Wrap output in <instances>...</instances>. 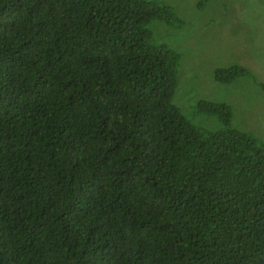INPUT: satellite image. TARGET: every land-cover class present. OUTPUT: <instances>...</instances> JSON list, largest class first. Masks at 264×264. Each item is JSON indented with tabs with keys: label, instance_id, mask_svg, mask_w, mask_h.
Listing matches in <instances>:
<instances>
[{
	"label": "trees",
	"instance_id": "obj_1",
	"mask_svg": "<svg viewBox=\"0 0 264 264\" xmlns=\"http://www.w3.org/2000/svg\"><path fill=\"white\" fill-rule=\"evenodd\" d=\"M159 18L176 17L0 0V264H264V138L226 101L173 102ZM239 77L264 91L245 65L213 71Z\"/></svg>",
	"mask_w": 264,
	"mask_h": 264
},
{
	"label": "rangeland",
	"instance_id": "obj_2",
	"mask_svg": "<svg viewBox=\"0 0 264 264\" xmlns=\"http://www.w3.org/2000/svg\"><path fill=\"white\" fill-rule=\"evenodd\" d=\"M150 1L168 6L176 17L159 18L149 25L154 44L180 55L173 102L187 103L197 94L202 97L196 101H226L232 105L235 125L249 126L264 138V91L248 77L225 84L213 80L216 67L241 64L264 82V0H209L203 6L202 0ZM194 117L205 127L215 123L207 117Z\"/></svg>",
	"mask_w": 264,
	"mask_h": 264
}]
</instances>
